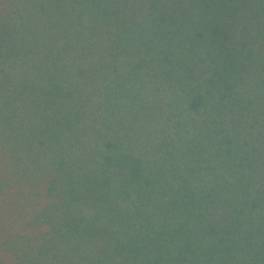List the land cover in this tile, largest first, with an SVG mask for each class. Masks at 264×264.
<instances>
[{"label":"trees","instance_id":"trees-1","mask_svg":"<svg viewBox=\"0 0 264 264\" xmlns=\"http://www.w3.org/2000/svg\"><path fill=\"white\" fill-rule=\"evenodd\" d=\"M26 5L0 0L1 263L264 264L236 157L264 154V0Z\"/></svg>","mask_w":264,"mask_h":264},{"label":"rangeland","instance_id":"rangeland-1","mask_svg":"<svg viewBox=\"0 0 264 264\" xmlns=\"http://www.w3.org/2000/svg\"><path fill=\"white\" fill-rule=\"evenodd\" d=\"M26 1H27L26 8L28 10H31L32 5L34 3L40 2V0H26ZM0 129H2V130H0V132H2V133H9V130L6 129L5 124H3L2 121L0 122ZM249 135L251 136L250 132H249ZM236 157L244 165V167H245V165H247L248 170L246 172H251L252 170L260 169V167L264 163V154L257 155L255 148L253 151V149L250 146H247L245 149H243L242 147L240 149H238L237 153H236ZM214 160H215V157H213L211 159V162H213ZM189 161H191V160H189ZM211 164L215 167V165L213 163H211ZM26 190H27V188H26ZM42 199L46 200L44 198H42ZM237 199L238 200L242 199L241 195L238 194ZM42 205L43 204H41V206ZM0 218H1V222H2V224H0V227H2V230L11 229L10 232H12L14 229H16L18 227L15 224V220L21 219L20 214H19V212H17L16 209L11 210V209L7 208L6 204H4V203H0ZM165 232H166V229H163V233H165ZM1 233L2 232H0V235H1ZM141 233L145 234L147 236V238L150 237V231L149 230H143ZM156 233H158V231H156ZM8 246L10 247L11 250H14L16 248L14 246L13 242H10L8 244ZM147 246L151 247V245L149 243L147 244ZM147 250H148V248H147ZM0 264H2L1 261H0Z\"/></svg>","mask_w":264,"mask_h":264}]
</instances>
